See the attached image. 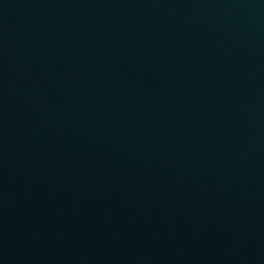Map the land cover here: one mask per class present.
<instances>
[{
	"label": "water",
	"instance_id": "95a60500",
	"mask_svg": "<svg viewBox=\"0 0 264 264\" xmlns=\"http://www.w3.org/2000/svg\"><path fill=\"white\" fill-rule=\"evenodd\" d=\"M0 264H264V0H0Z\"/></svg>",
	"mask_w": 264,
	"mask_h": 264
}]
</instances>
